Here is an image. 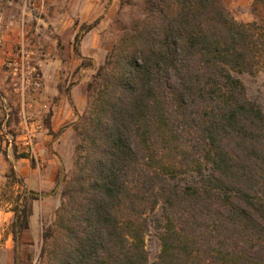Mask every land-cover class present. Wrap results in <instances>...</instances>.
Here are the masks:
<instances>
[{
    "label": "trees",
    "instance_id": "obj_1",
    "mask_svg": "<svg viewBox=\"0 0 264 264\" xmlns=\"http://www.w3.org/2000/svg\"><path fill=\"white\" fill-rule=\"evenodd\" d=\"M253 2L260 18L243 22L221 0H144L96 66L74 46L76 70L92 71L87 108L71 103L77 122L56 132L46 114L51 135L70 125L79 141L41 264H264V110L238 76L264 73V0ZM37 198L13 209L14 242Z\"/></svg>",
    "mask_w": 264,
    "mask_h": 264
},
{
    "label": "rangeland",
    "instance_id": "obj_2",
    "mask_svg": "<svg viewBox=\"0 0 264 264\" xmlns=\"http://www.w3.org/2000/svg\"><path fill=\"white\" fill-rule=\"evenodd\" d=\"M221 1L238 21L260 18L253 0ZM143 14L144 0H0V264L47 263L46 255L39 256L41 232L55 219L62 181L74 168L79 136L70 125L51 135L46 114L63 97V108L70 111L59 128L77 122L71 103L80 114L86 110L84 87L92 73L76 70L80 60L74 46L96 66L116 42L119 29ZM19 54L24 67L15 73L6 60ZM238 76L247 96L264 110V73ZM10 167L22 183L9 176ZM29 192L38 197L31 201L35 211L14 242L13 209ZM148 215L144 243L152 261L159 251L160 209Z\"/></svg>",
    "mask_w": 264,
    "mask_h": 264
},
{
    "label": "crops",
    "instance_id": "obj_3",
    "mask_svg": "<svg viewBox=\"0 0 264 264\" xmlns=\"http://www.w3.org/2000/svg\"><path fill=\"white\" fill-rule=\"evenodd\" d=\"M54 64H57L60 66V61H55ZM59 101L60 102L52 108L53 114L51 116V129L54 132L59 128V125L63 122L62 120H65L67 118L68 111H70L69 108L66 106H65V108H63V105H64V98L63 97H61ZM63 110H64V113H63ZM46 136L48 137V135H46ZM32 209H33V212H32V215H33L34 211H35V205L32 206Z\"/></svg>",
    "mask_w": 264,
    "mask_h": 264
},
{
    "label": "built area",
    "instance_id": "obj_4",
    "mask_svg": "<svg viewBox=\"0 0 264 264\" xmlns=\"http://www.w3.org/2000/svg\"><path fill=\"white\" fill-rule=\"evenodd\" d=\"M24 56L23 54L12 55L6 60V66L12 69L15 73L22 72L24 67Z\"/></svg>",
    "mask_w": 264,
    "mask_h": 264
},
{
    "label": "water",
    "instance_id": "obj_5",
    "mask_svg": "<svg viewBox=\"0 0 264 264\" xmlns=\"http://www.w3.org/2000/svg\"><path fill=\"white\" fill-rule=\"evenodd\" d=\"M62 178H63V175H62V177H61L59 183L62 181ZM59 183H58V184H59ZM57 186H58V185H57ZM57 186L55 187L54 191L56 190ZM54 191H53V192H54Z\"/></svg>",
    "mask_w": 264,
    "mask_h": 264
}]
</instances>
